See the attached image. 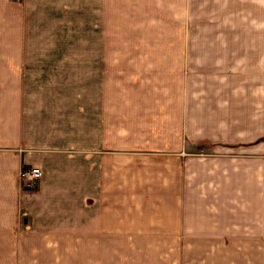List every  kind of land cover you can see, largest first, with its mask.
Listing matches in <instances>:
<instances>
[{"label":"crops","instance_id":"0c3cea01","mask_svg":"<svg viewBox=\"0 0 264 264\" xmlns=\"http://www.w3.org/2000/svg\"><path fill=\"white\" fill-rule=\"evenodd\" d=\"M171 48L249 81L242 134L214 139L184 102L170 124L165 88L147 102ZM263 84L264 0H0V264H119L148 253L139 240H161L164 264L191 243L264 264Z\"/></svg>","mask_w":264,"mask_h":264},{"label":"rangeland","instance_id":"374dc122","mask_svg":"<svg viewBox=\"0 0 264 264\" xmlns=\"http://www.w3.org/2000/svg\"><path fill=\"white\" fill-rule=\"evenodd\" d=\"M112 33L114 34V31L110 32V34ZM171 50V75L165 78L156 77L153 79L152 77H149L145 80H141L139 83V86L148 87L149 93L147 102L161 100L160 96L162 94V88H165L167 94L170 93L167 98L172 105L170 107V124L175 125L178 121L177 116L179 111L176 104L184 102L188 107V123L193 125L196 120L201 122L205 130L214 131L218 134V137H215L214 139L228 140L231 138L228 137L229 135L237 137L242 134V124L248 123L250 118H253V120L256 119V115L253 114V117L250 114L248 115V111L245 110L244 104L241 101L243 97H241V94L249 85V81L239 78H228L226 72L214 75L213 70L211 71V69L209 70V68H207V65L209 64L190 63L189 61L175 63L173 58L175 59L178 48L177 50L176 48H171ZM176 58H178V56H176ZM180 58L182 59L183 56H180ZM130 74L131 73L128 72V75ZM120 81L119 89L124 98L123 101H129V99L136 94L134 92H138V90L134 89V85H132V81L135 82V80L126 77ZM152 88H154V92L152 91ZM181 88L185 89L184 94L182 95L177 93L180 92ZM232 88L234 89L233 91ZM149 122L152 123L151 120ZM262 123L264 124V115H262ZM147 128L149 129L150 125L145 123L144 127H140L139 130H132L131 133L141 134L144 133L142 131L147 130ZM192 134L193 132H191V134L190 132L187 133V135ZM210 145L212 144L204 143L202 139L192 142L188 138L186 150L187 153H200L205 150L203 147H208ZM220 145L231 146L220 147ZM214 148V150L224 149L226 151H237L241 149V145L239 143L220 141L217 146L214 144ZM138 246L145 248L140 249L139 252L145 250L148 251V253H136L132 256L124 255L122 263L120 262L119 264H164L163 255H161V240H139ZM200 251L201 250L195 248V243H191L188 245L187 253L183 255H170V262L167 264L242 263L241 255H211L200 253ZM76 261L79 260L76 259Z\"/></svg>","mask_w":264,"mask_h":264},{"label":"built area","instance_id":"2783aa9c","mask_svg":"<svg viewBox=\"0 0 264 264\" xmlns=\"http://www.w3.org/2000/svg\"><path fill=\"white\" fill-rule=\"evenodd\" d=\"M20 178L23 186L28 189H34L40 183L42 178V169L38 165H25L20 170Z\"/></svg>","mask_w":264,"mask_h":264}]
</instances>
